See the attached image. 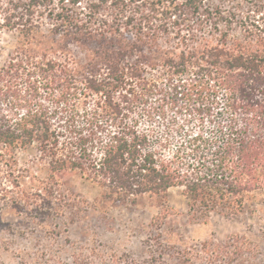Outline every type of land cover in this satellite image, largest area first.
<instances>
[{
    "label": "trees",
    "instance_id": "16d2710c",
    "mask_svg": "<svg viewBox=\"0 0 264 264\" xmlns=\"http://www.w3.org/2000/svg\"><path fill=\"white\" fill-rule=\"evenodd\" d=\"M81 1L0 0L15 37L0 65V213L63 212L57 185L74 175L102 208L166 206L180 187L202 223L248 210L264 196V2ZM33 146L47 176L28 188L16 154ZM205 246L206 264H262L240 235Z\"/></svg>",
    "mask_w": 264,
    "mask_h": 264
},
{
    "label": "rangeland",
    "instance_id": "374dc122",
    "mask_svg": "<svg viewBox=\"0 0 264 264\" xmlns=\"http://www.w3.org/2000/svg\"><path fill=\"white\" fill-rule=\"evenodd\" d=\"M203 1L225 7L240 1L264 2ZM86 2L82 0L80 6ZM134 10L132 5L126 15ZM111 11L107 7L99 17L111 20ZM14 41L13 32L0 28V65ZM16 155L19 168L28 174L23 187L30 188L36 177L47 176L35 146ZM57 189L60 194L54 197V206H63V212L48 215L27 210L18 215L7 209L0 213V264H206L205 243L226 242L235 235L256 244L260 252L244 258L264 263V196L237 217L213 213L202 223L190 215L188 198L180 187L168 190L166 206L145 198L135 206L109 208L96 203L100 188L79 175Z\"/></svg>",
    "mask_w": 264,
    "mask_h": 264
}]
</instances>
